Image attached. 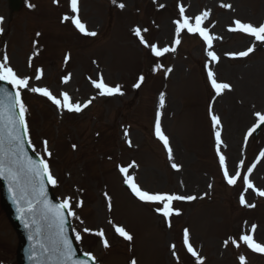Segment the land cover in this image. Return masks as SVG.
I'll list each match as a JSON object with an SVG mask.
<instances>
[{"label": "rangeland", "instance_id": "obj_1", "mask_svg": "<svg viewBox=\"0 0 264 264\" xmlns=\"http://www.w3.org/2000/svg\"><path fill=\"white\" fill-rule=\"evenodd\" d=\"M26 1L25 9L11 14L5 0H0V15L6 19L7 32L2 41L8 46L9 57L13 58L11 65L18 75L32 76L33 69L27 61L30 43L37 31L42 34L39 41L44 51L34 66L40 65L46 72L38 85L55 91L60 87V76H69L70 87L80 89L84 99L89 92L85 76L102 75L109 84H119L124 93L107 104L95 103L82 116L65 117L55 109L54 112L44 99L25 97L29 137L36 146L37 155L48 159L57 178L58 185L52 186L56 198L63 201L71 197L79 217H70L72 233L75 239L73 229L81 231L83 238L76 243L83 253L90 252L96 264H129L131 260L137 264H196V258L186 256L181 247V232L187 228L204 264H240L241 255L246 264H264V259L251 256L238 240L243 230L247 233V226L256 225L257 239L264 243L263 203L250 201L254 208L240 210L234 201L238 189H223L219 182L205 118V101L210 93L202 73V62L206 57L201 47L184 37L177 55L167 54L154 60L149 49L141 45L133 33L137 27L146 28L148 31L142 34L149 43L167 46L172 36V21L178 18L175 5L189 4L192 0H117L116 4L112 0H79V17L88 23L89 31L97 33L95 37L81 36L68 25H59V20L71 13L68 10L70 0H62V7L53 6V0ZM202 1L194 2L203 6ZM119 3L125 7L119 8ZM222 4H230L237 12L223 17L221 26L232 19L252 24L264 20V0L206 3L212 8ZM215 12L221 14L219 9ZM220 29L216 27L217 32ZM236 39L243 40L244 45ZM227 40L230 41L221 46L220 52L240 51L251 44V40L236 36ZM65 55L70 56L67 67L63 62ZM248 60V63L234 67L235 72L231 70L230 74L223 75L218 71L221 79L235 88L217 103L216 112L227 133L229 130L241 135L252 122L247 120L250 110L254 112L264 107V82L259 81L257 71L252 69L254 65H264V55L256 51ZM156 64L162 67L154 71ZM222 64L225 65L224 72L233 65L225 61ZM167 68L172 69L169 77H165ZM140 73L144 74L145 81L136 91L133 84ZM262 78L264 81V76ZM198 88L201 94L197 92ZM162 94L165 99L162 126L171 139L174 162L182 166L179 172H173L167 166L162 151L151 136L154 113ZM257 95H260L258 102L262 100L263 103L256 104L255 108ZM246 116L241 122L240 119ZM226 132L225 139L234 144L231 149L234 160L238 157L239 143L234 141V134L228 136ZM44 140L48 141L50 158L44 154ZM255 150L256 147L251 145L250 152ZM132 159L139 166L137 174L146 190L180 192L177 182H181L183 195L195 188V194L200 197L210 195L213 200L177 205L183 214L172 217L169 227L155 211L156 207L141 206L135 201L133 207L129 205L130 197L122 186L123 178L117 166H124ZM255 177L264 187V168L260 167ZM212 178H215V184L210 183ZM78 201L83 202L82 207H75ZM120 224L131 231V242L116 233L115 226ZM85 227L93 233L103 230L110 246L105 249L100 237L83 233ZM233 239L240 247L231 243ZM18 245V236L1 207L0 195V264H18ZM172 245H175L177 256L173 255Z\"/></svg>", "mask_w": 264, "mask_h": 264}, {"label": "snow or ice", "instance_id": "obj_2", "mask_svg": "<svg viewBox=\"0 0 264 264\" xmlns=\"http://www.w3.org/2000/svg\"><path fill=\"white\" fill-rule=\"evenodd\" d=\"M54 3H58L59 0H53ZM114 4L117 0H112ZM79 0H70V12L72 15H65L64 21H70L72 25L83 35L95 37L97 35L94 31H89L86 25L79 18ZM119 8L123 9L125 5L119 3ZM29 7H34L29 4ZM161 7H164L161 5ZM221 7L231 8L230 4H222ZM186 10L183 6L179 7V16L173 21L175 25V36L171 46L160 47L157 44L149 43L142 32H147L148 29H141L139 27L133 29L134 35L138 38L139 43L145 48L149 49L152 56L160 58L168 53H174L177 47L181 44V35L190 34L198 36L208 49H212L213 41L218 39L210 34L208 28L204 26L205 21L208 19L210 13L208 11L202 12L200 15L194 17L187 16ZM2 23V18H0ZM229 32H239L246 34L249 37L254 38L255 41L264 44V23L258 26L252 23H246L239 19L232 21V26L228 28ZM3 29L0 28V33ZM37 36L40 33L36 34ZM255 51V45L248 47L244 51L239 53H229V56L247 57L250 53ZM207 57L209 62L218 63L220 57L215 51L208 50ZM68 57H65V63H67ZM31 61H29V67H31ZM160 64H156L154 71L161 69ZM171 68L165 69L166 73H170ZM43 69L37 68L34 70L33 76L36 81L43 78ZM33 76H20L9 66V60L7 55H4L2 62H0V81L11 85L15 89L14 95L10 93L6 88H0V179L8 182L9 192L12 194V200L17 206L18 219L24 224V227L29 230V240L34 242L32 254L29 256L30 260H38L39 257L36 254V247L39 248V256L45 257L48 264H88L92 261L96 264L95 257L90 252H85L84 255L87 260L75 259L76 251L73 248L72 241L69 239L66 233V226L68 224L67 217H73L79 219L72 204L71 197L64 199L61 203L53 204L48 200V193L46 190V183L56 187L58 185L57 178L53 175L48 159L41 156L39 160H34L28 156L25 152L24 145L28 144L30 148L35 152L36 149L32 144L29 137V124L27 121L28 108L22 98V92L27 90L33 94H38L48 101H50L58 110L67 111L68 113H79L83 109L87 108L96 97L90 98L85 103L73 102L71 96L67 91L60 93L59 95H53L47 87L32 86L30 81ZM70 77L64 76L62 82L67 84ZM207 79L211 84V88L216 96H221L226 90H231V85L224 82H218L216 75L209 69L207 72ZM145 81V76L140 75L137 82L133 84V87L139 89ZM92 86L98 90V95L102 97H112L116 95H124L121 86L119 84L111 86L104 82L103 76L99 79H93L91 81ZM164 106V96H160V107ZM160 113L157 112L155 119V135L159 139L168 153L170 161L173 160L172 148L169 145L168 137L163 133L160 122ZM209 115L212 121V127L215 130V142H216V155L219 158V168L223 175V180L230 186H235L237 181L240 180L244 186L245 191L251 189L256 192L258 196L264 197V190L255 188L250 181L248 175H241V171L237 169L234 173H230L227 164V158L221 152V145L223 140L221 138L220 126L221 121L218 116L212 113L211 107H209ZM257 123L248 130L247 137L252 134L261 125H264V114L255 113ZM125 135L128 133L125 131ZM129 144L131 142L129 141ZM75 147V146H73ZM43 151L45 156L51 157L52 153L48 149V141H43ZM261 157H264V152L260 153ZM241 166L243 161L240 162ZM128 167H119V172L123 176V183L130 189L132 195L136 197L141 203L156 205L155 211L163 217L164 221L171 227V218L173 216H179L180 211L174 206L175 202H191L198 197L194 195H183L177 193H164V192H149L140 187L135 178L129 173ZM171 167L176 171L180 170V166L173 162ZM255 164L247 168V173L251 174ZM211 187V185L209 186ZM107 196V194H106ZM110 200V198H108ZM239 203L244 207H255V205L249 204L243 195L239 198ZM83 202L78 201L75 207H82ZM111 204L109 203V209ZM67 214V216L65 215ZM81 223L83 221L81 220ZM111 223V221H110ZM257 226H251V233H255ZM34 229V230H33ZM75 232V240L77 242L82 240L81 231L73 229ZM116 233L124 240L131 242L133 236L121 226H115ZM83 233H89L100 237L103 246L107 249L110 245L108 240L104 236L103 230L92 232L91 229L85 227L82 230ZM238 240L246 245L252 252L264 254V244L258 243L252 234H244L238 237ZM227 245V241L225 242ZM236 247H240L235 239L231 241ZM183 245L186 247L188 253L192 257L196 258V264H204V260L200 257L199 253L194 249L190 243V232L187 228L183 231ZM173 249V255H175V245L171 246ZM240 264H246V259L243 255L239 257ZM131 264H137L135 260L131 261Z\"/></svg>", "mask_w": 264, "mask_h": 264}, {"label": "bare ground", "instance_id": "obj_3", "mask_svg": "<svg viewBox=\"0 0 264 264\" xmlns=\"http://www.w3.org/2000/svg\"><path fill=\"white\" fill-rule=\"evenodd\" d=\"M247 58H248V57H247ZM65 91H67V92L69 93V95L71 96L73 102H78L77 99H76L75 92H74V91L71 89V87L68 86L67 84H64V85L61 87V89H60V93L65 92ZM79 103H81V101H80ZM263 161H264V160H263ZM263 161H262V162H263Z\"/></svg>", "mask_w": 264, "mask_h": 264}, {"label": "water", "instance_id": "obj_4", "mask_svg": "<svg viewBox=\"0 0 264 264\" xmlns=\"http://www.w3.org/2000/svg\"><path fill=\"white\" fill-rule=\"evenodd\" d=\"M8 208H9V206H8ZM12 216V215H11ZM21 233L23 234V236H24V238H23V236H22V246H21V249L24 247V245H25V234H24V232L21 230ZM75 259H77V260H81L80 258H78V257H76L75 256Z\"/></svg>", "mask_w": 264, "mask_h": 264}]
</instances>
